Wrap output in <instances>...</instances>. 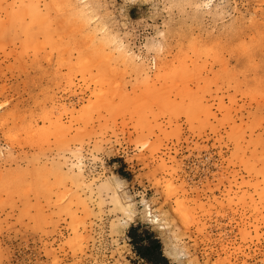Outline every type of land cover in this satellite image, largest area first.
Wrapping results in <instances>:
<instances>
[{"label":"rangeland","instance_id":"374dc122","mask_svg":"<svg viewBox=\"0 0 264 264\" xmlns=\"http://www.w3.org/2000/svg\"><path fill=\"white\" fill-rule=\"evenodd\" d=\"M0 105V264H264V0H0Z\"/></svg>","mask_w":264,"mask_h":264},{"label":"snow or ice","instance_id":"6c2138e0","mask_svg":"<svg viewBox=\"0 0 264 264\" xmlns=\"http://www.w3.org/2000/svg\"><path fill=\"white\" fill-rule=\"evenodd\" d=\"M159 35H160V37H163L164 33H159ZM151 50H153L157 53H162L164 50V40L160 39L159 41H154L151 45ZM95 83H96V87H98V88L103 86L102 82L100 80H96ZM2 107H3V105H0V108H2ZM144 147L147 148L148 145L145 144ZM162 167H164V170H165V178H162L160 181H158V184H160L164 188V191L168 196H170L176 200V204H177L176 210L178 213H180L183 216L184 223L186 225L194 223L195 222L194 217L190 214H185L182 211V209L180 207L181 202L179 199H177V197L180 195L181 191L183 190L184 185L174 183L173 179L167 178L168 176H171L173 178H175L177 176V174L180 171L178 164L175 161H172V167L170 169L167 167L166 164L163 165ZM219 204H220V201H217L216 205L219 206ZM220 214L228 215V213H216V215H220ZM132 215H133V213L130 211L129 212V218H131ZM203 216H204V220L201 222L204 223L205 228H207L206 220L208 217V213L204 212ZM259 223H260V231H264V217H262L260 219ZM11 227H12V225L9 224L6 228L3 226H0V229H2L3 231H8L11 229ZM249 228H250V226L247 225V223H245L241 227L239 237H238V241H235L233 246L235 245V243L246 242L249 240V238H251L253 240L255 239V236H253V234L249 230ZM260 239H261V241H264V236H261ZM72 246H73V248L82 247V241L73 240ZM239 251H240V249H237V252H239ZM49 264H52V262L50 261ZM56 264H59V262L57 261Z\"/></svg>","mask_w":264,"mask_h":264},{"label":"trees","instance_id":"16d2710c","mask_svg":"<svg viewBox=\"0 0 264 264\" xmlns=\"http://www.w3.org/2000/svg\"><path fill=\"white\" fill-rule=\"evenodd\" d=\"M130 244L138 258L146 264H169L163 244L152 231L142 225H132L128 232Z\"/></svg>","mask_w":264,"mask_h":264},{"label":"bare ground","instance_id":"6f19581e","mask_svg":"<svg viewBox=\"0 0 264 264\" xmlns=\"http://www.w3.org/2000/svg\"><path fill=\"white\" fill-rule=\"evenodd\" d=\"M249 79V78H248ZM253 79V78H252ZM261 80V79H260ZM252 85V84H251ZM259 114V113H258ZM254 117V116H253ZM264 118V117H263ZM263 120V119H262ZM252 121V120H250ZM253 125V124H252ZM255 126V125H253ZM250 128V126H249ZM252 130V129H251ZM251 132V131H250ZM249 132V133H250ZM240 133V132H239ZM257 136V135H256ZM259 137V136H258ZM257 137V138H258ZM242 138V137H241ZM251 138V137H250ZM249 138V139H250ZM261 136L258 138L260 139ZM253 139V138H252ZM255 140V138H254ZM257 141V140H256ZM259 141V140H258ZM248 143V142H247ZM252 144V143H250ZM249 144V145H250ZM248 145V144H247ZM262 145V144H261ZM264 146V145H263ZM257 147V146H256ZM240 148V147H239ZM263 148V147H262ZM251 149V148H250ZM254 149V148H253ZM258 151V150H257ZM262 151V150H261ZM260 153V151H258ZM78 181V180H77ZM106 183V182H105ZM85 184V183H84ZM87 185H90V184H87ZM120 188V186H117L115 191H118V189ZM91 189V188H90ZM114 189V188H113ZM121 189V188H120ZM94 191V190H92ZM116 195V193H114ZM117 207L123 211V214H124V217L122 219H119L117 221V224L118 226H120V228L123 230V231H126V229L130 226V224L134 221V219L136 217H139V221L141 222L142 220H144L146 223L150 224V225H157L159 228L161 229H164V225L162 224V219H161V216L159 213L155 212L153 210V206L152 204L149 202V201H146L144 200L143 203H144V208H143V213L142 215H139L137 214V210L135 208V205L134 203H132L131 200H128L127 201V204L126 205H123L122 204V201L118 199L115 201ZM81 204V203H80ZM89 209V208H88ZM87 209V211H88ZM132 212L133 215L131 216V218H129V212ZM115 223V222H114ZM114 227V226H113ZM116 228V227H115ZM113 228V229H115ZM115 232V231H114ZM126 233V232H125ZM172 251H173V247H164V254L166 257H171L172 256ZM185 252L183 251L182 248H180V255H184Z\"/></svg>","mask_w":264,"mask_h":264},{"label":"crops","instance_id":"0c3cea01","mask_svg":"<svg viewBox=\"0 0 264 264\" xmlns=\"http://www.w3.org/2000/svg\"><path fill=\"white\" fill-rule=\"evenodd\" d=\"M163 250H164V247H163ZM165 255V254H164ZM168 258V257H167ZM169 259V258H168Z\"/></svg>","mask_w":264,"mask_h":264}]
</instances>
